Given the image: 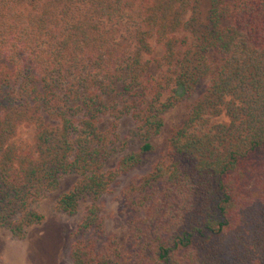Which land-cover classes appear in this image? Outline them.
<instances>
[{"label": "trees", "instance_id": "1", "mask_svg": "<svg viewBox=\"0 0 264 264\" xmlns=\"http://www.w3.org/2000/svg\"><path fill=\"white\" fill-rule=\"evenodd\" d=\"M206 79L167 159L122 188L120 251L101 198L142 166L180 93ZM0 90V228L12 237L42 224L35 204L75 174L53 206L85 205L71 264H264V0H0ZM105 115H129L139 142L111 168L121 146L98 127ZM20 126L31 142L17 141Z\"/></svg>", "mask_w": 264, "mask_h": 264}, {"label": "rangeland", "instance_id": "2", "mask_svg": "<svg viewBox=\"0 0 264 264\" xmlns=\"http://www.w3.org/2000/svg\"><path fill=\"white\" fill-rule=\"evenodd\" d=\"M227 1L233 4L236 0ZM229 22L230 19H227L225 24ZM151 44L154 48V58L160 57L162 48L155 45L154 42H151ZM209 57L214 59L217 57V53L211 51ZM149 74L151 75L149 79L157 76L158 70L154 65L150 67ZM208 83L209 80L206 79L190 92L180 93L179 102L164 114L160 134L151 138L155 148L151 153L144 155L142 166L119 177L111 186L109 192L101 198L105 228L115 235L120 251L127 248L129 238L124 217L120 213L119 197L122 188L132 178L147 174L158 161L167 159L168 140L172 131L183 124L190 105L206 89ZM118 91L121 92L120 88ZM3 95V91L0 90V106L4 104V101L6 102V100H3ZM125 96L118 94L106 97L105 102L118 101ZM148 98L149 91L145 89L137 90L130 97L131 100H135L134 102L138 108L144 107ZM98 127L101 131L114 129L117 139L116 145L121 146V149L115 152L106 162L107 168L113 167L121 155L130 151H137L139 142L132 135V131L135 130V123L129 115H124L116 121L109 115L100 116ZM32 137V128L20 126L17 130L16 139L18 142L29 143L32 141ZM77 179L78 177L75 174L64 175L60 179L58 189L48 193L35 204L36 209L45 216V221L40 225L29 228L23 239L14 238L9 230L0 228V264H71L68 259L69 245L72 242V233L83 214L85 205L83 204L74 215L57 213L53 210V206L59 195L69 189Z\"/></svg>", "mask_w": 264, "mask_h": 264}]
</instances>
